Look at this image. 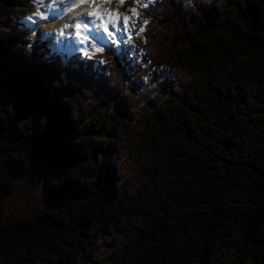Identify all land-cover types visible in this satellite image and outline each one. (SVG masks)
Instances as JSON below:
<instances>
[{
  "label": "trees",
  "instance_id": "trees-1",
  "mask_svg": "<svg viewBox=\"0 0 264 264\" xmlns=\"http://www.w3.org/2000/svg\"><path fill=\"white\" fill-rule=\"evenodd\" d=\"M32 1L0 0V264H264V0H157L105 64L29 52ZM18 179L44 207L6 219Z\"/></svg>",
  "mask_w": 264,
  "mask_h": 264
},
{
  "label": "rangeland",
  "instance_id": "rangeland-1",
  "mask_svg": "<svg viewBox=\"0 0 264 264\" xmlns=\"http://www.w3.org/2000/svg\"><path fill=\"white\" fill-rule=\"evenodd\" d=\"M58 2H59V3H57L58 6L54 9V11L61 10L63 8V6L67 5V3H70L72 5H76L77 3H81L82 1H79V0H58ZM88 4L92 5L90 7V9H87V7L89 5H85V4H82V6L76 5L75 8L68 14V17L70 15L74 14L76 11H78V9H80L81 7H85L86 8L85 11L90 12L91 8L97 7V5H99L94 0H90L88 2ZM28 9H30V12H35V13L39 12V10H40V8L35 9L33 1H32V5H30ZM50 16H51V14H50ZM21 17H22V22L25 25L24 15H22ZM127 17H129V23L127 25V28L125 26L123 17H120L121 28H120V33L118 34L119 37L127 38L131 34L132 35H138L137 33H139L140 24L134 23L135 27H133L132 26L133 24L130 23V20L133 17V15L127 16ZM39 18H41V17H39ZM39 18H34V19L28 18L27 19V26L29 28L26 26H25V28H28L29 32H34L37 27L42 28V32H43L42 37H44L46 35L45 30H47V31H49V33L52 34V36H50L49 38L53 39L54 38V36H53L54 31L59 30L58 28L53 27L57 21L53 20V21L49 22L48 24H43V22H44L43 19H42V22H38ZM77 18H79V15L74 14L69 18V23H68V20L66 18H63L60 21V23H62L64 21L65 24L68 23L70 26H72L76 22ZM112 19H114V18H112ZM60 27H63V26H60ZM26 39H27V42H29V44H30V42L32 41L33 38H31V36L29 35L28 37H26ZM46 42H48V47L52 51V53L57 54V50H56L55 46L50 41H47V39H46ZM40 191H41V187L38 184L28 185L25 182L21 181V179H18L15 182L13 194H10L7 197H5L1 202V211H2L3 216L6 219H8V218L13 219V218H19V217L32 218L36 213H38L40 211V209H42L44 207V202L42 201V196H41Z\"/></svg>",
  "mask_w": 264,
  "mask_h": 264
},
{
  "label": "snow or ice",
  "instance_id": "snow-or-ice-1",
  "mask_svg": "<svg viewBox=\"0 0 264 264\" xmlns=\"http://www.w3.org/2000/svg\"><path fill=\"white\" fill-rule=\"evenodd\" d=\"M144 6H147V5H144ZM131 11L133 12L134 15H139V14L137 13V11H136L135 8L131 9ZM36 15H40V13L37 12ZM87 15H89V16H93V17H99V18H103V16L107 15V17L109 18V21H111L113 17H115L116 19H119L118 14H115V13H112V12L101 13V12H99L98 10H97L96 12H89V13H87ZM123 20H124L125 26H126V28H127V25H128V23H129V17L125 16V17H123ZM144 24H145V25L147 24V21H146V20L144 21ZM113 26H115V25H113ZM132 26L135 27L134 24H133ZM75 27H76V29H77V35H79V33H80V29H81L82 27L86 29V28L88 27V25H87V24H83V25H81L80 23H77V24L75 25ZM104 30H105L106 32L108 31L107 25H105V29H104ZM143 31H144V27L141 26L140 29H139V32L142 33ZM110 34H111V33H110ZM137 34H139V33H137ZM129 39H131V37H129ZM81 42H83V41H81ZM97 51H102V49H97Z\"/></svg>",
  "mask_w": 264,
  "mask_h": 264
},
{
  "label": "bare ground",
  "instance_id": "bare-ground-1",
  "mask_svg": "<svg viewBox=\"0 0 264 264\" xmlns=\"http://www.w3.org/2000/svg\"><path fill=\"white\" fill-rule=\"evenodd\" d=\"M155 80V79H154ZM150 84V83H149Z\"/></svg>",
  "mask_w": 264,
  "mask_h": 264
}]
</instances>
